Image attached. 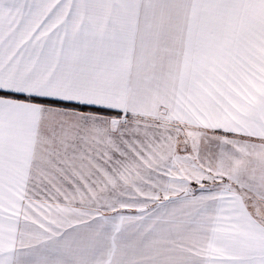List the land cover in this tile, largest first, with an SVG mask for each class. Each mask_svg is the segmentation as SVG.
Listing matches in <instances>:
<instances>
[{
    "label": "snow or ice",
    "instance_id": "snow-or-ice-1",
    "mask_svg": "<svg viewBox=\"0 0 264 264\" xmlns=\"http://www.w3.org/2000/svg\"><path fill=\"white\" fill-rule=\"evenodd\" d=\"M0 264H264V0H0Z\"/></svg>",
    "mask_w": 264,
    "mask_h": 264
}]
</instances>
